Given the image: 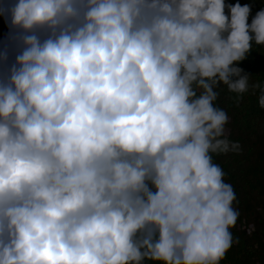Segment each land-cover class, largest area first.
<instances>
[{
	"label": "clouds",
	"instance_id": "1",
	"mask_svg": "<svg viewBox=\"0 0 264 264\" xmlns=\"http://www.w3.org/2000/svg\"><path fill=\"white\" fill-rule=\"evenodd\" d=\"M256 3L0 0V264H222Z\"/></svg>",
	"mask_w": 264,
	"mask_h": 264
},
{
	"label": "trees",
	"instance_id": "2",
	"mask_svg": "<svg viewBox=\"0 0 264 264\" xmlns=\"http://www.w3.org/2000/svg\"><path fill=\"white\" fill-rule=\"evenodd\" d=\"M264 6L256 3L254 9ZM241 66L251 74L249 92L237 106L227 90L221 93L218 104L227 108L231 116L228 125L230 138L239 140L243 151L214 156L226 173L225 180L234 187L238 198L235 205L241 215L232 229L240 243L228 252L222 264H264V110L257 104L251 84H264V50L255 48ZM254 225L251 236L248 226Z\"/></svg>",
	"mask_w": 264,
	"mask_h": 264
},
{
	"label": "water",
	"instance_id": "3",
	"mask_svg": "<svg viewBox=\"0 0 264 264\" xmlns=\"http://www.w3.org/2000/svg\"><path fill=\"white\" fill-rule=\"evenodd\" d=\"M7 26L3 22V20H0V40L5 39L7 35Z\"/></svg>",
	"mask_w": 264,
	"mask_h": 264
}]
</instances>
